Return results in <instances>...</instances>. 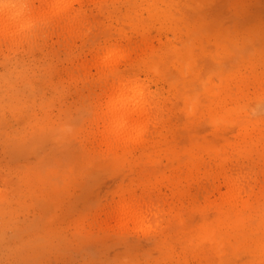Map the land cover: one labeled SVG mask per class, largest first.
<instances>
[{
	"label": "rangeland",
	"instance_id": "obj_1",
	"mask_svg": "<svg viewBox=\"0 0 264 264\" xmlns=\"http://www.w3.org/2000/svg\"><path fill=\"white\" fill-rule=\"evenodd\" d=\"M108 35L160 74L153 143L122 171L80 131L103 91L88 49ZM205 74L207 88L226 80L232 96L250 97L245 119L217 116ZM263 77L264 0H88L72 26L0 47V264H104L116 251L161 264H264ZM239 181L247 194L232 202ZM132 183L157 204H183L166 237L89 235L87 221Z\"/></svg>",
	"mask_w": 264,
	"mask_h": 264
},
{
	"label": "clouds",
	"instance_id": "obj_2",
	"mask_svg": "<svg viewBox=\"0 0 264 264\" xmlns=\"http://www.w3.org/2000/svg\"><path fill=\"white\" fill-rule=\"evenodd\" d=\"M88 0H0V47L13 39L23 43L30 35L45 28L72 26ZM18 12L10 21L7 14ZM31 27L32 33L24 29ZM88 56L103 83V91L93 97L86 109L87 127L81 134L89 136V150L116 171L135 160L137 152L151 145L152 123L158 113L159 84L146 58L129 49L111 35L96 39L88 49ZM221 97V119H245L250 97L232 96L229 85L222 80L216 86ZM121 121L119 135L109 134L113 120ZM61 131L64 129L61 128ZM70 131V129H69ZM115 204L99 210L87 221L88 234L99 233L114 238H165L173 222L181 215L180 202L157 204L148 190L135 183L121 187ZM104 264H161L132 251H116Z\"/></svg>",
	"mask_w": 264,
	"mask_h": 264
},
{
	"label": "bare ground",
	"instance_id": "obj_3",
	"mask_svg": "<svg viewBox=\"0 0 264 264\" xmlns=\"http://www.w3.org/2000/svg\"><path fill=\"white\" fill-rule=\"evenodd\" d=\"M103 1V0H102ZM11 14V15H10ZM18 14V12H12V13H9V15H10V17L9 18H13L14 16H16ZM8 14H7V16H9ZM82 16V15H81ZM164 17H166V15L164 16ZM79 20V19H78ZM185 27V26H184ZM189 28V27H188ZM184 31H185V29H184ZM188 32V31H187ZM187 34V33H186ZM192 35H194V34H192ZM196 36H197V34H196ZM198 37H200V36H198ZM198 37H197V39H198ZM191 38V37H190ZM188 40V39H187ZM188 44H190L189 42H188ZM190 46V45H189ZM192 46H194V45H192ZM186 48H185V51H184V53L183 54H181L180 53V55H181V57H180V59H178V61H179V64H180V70L182 71V73L183 74H188L189 73V71H190V62H189V54H190V52H191V50L189 49V47H188V45H186L185 46ZM191 47V46H190ZM197 48V47H196ZM193 49V48H192ZM182 52V51H181ZM196 54V53H195ZM179 55V56H180ZM192 60V59H191ZM208 61H209V59H208ZM221 67V66H220ZM179 68V67H178ZM210 72V71H209ZM193 73V72H192ZM213 73V72H212ZM258 76V75H257ZM213 77V76H210V74H205V76L203 75V76H200V83L202 84L203 83V85H201V86H203V88L205 87V89H206V91L209 93V94H211L214 98H221L220 96H218L217 95V89L214 87V85L212 84L211 86H209L208 88L206 87V86H208L209 85V83H208V85H207V81L209 82V81H211V78ZM184 78V77H183ZM264 78V77H263ZM262 78V79H263ZM187 78L185 77V80H186ZM187 83H188V80L186 81ZM259 82V81H258ZM185 83V82H184ZM185 87H186V85H185ZM188 87V86H187ZM186 87V88H187ZM191 87V86H190ZM201 88V87H200ZM191 89V88H190ZM203 91V90H202ZM238 92V91H237ZM203 93V92H202ZM195 95V98H198V96L200 97V94L199 93H194ZM244 95V94H243ZM158 117V116H157ZM157 119V118H156ZM155 119V120H156ZM158 120V119H157ZM156 120V121H157ZM259 121H256L255 123H258ZM253 125L251 124V123H247V125L245 126V129H246V131L248 132V131H250V129H249V127H252ZM121 127H122V125H121V121L120 120H118V119H115V120H113V122H112V124L110 125V127H109V129H108V131H109V134H112V135H119V133H120V131H121ZM155 131V130H154ZM236 180V179H235ZM240 180V179H239ZM244 182V181H243ZM245 184H246V182H245ZM245 186V185H244ZM244 188V189H243ZM245 187H243V183H241L240 181L239 182H235L232 186H231V189H230V192L228 193V195H229V197H228V199H230L232 202H237V201H240V199L242 200L243 199V194H247V192L245 193ZM244 192V193H243ZM250 194V193H249ZM248 194V195H249ZM246 197V196H245ZM249 197H250V195H249Z\"/></svg>",
	"mask_w": 264,
	"mask_h": 264
}]
</instances>
